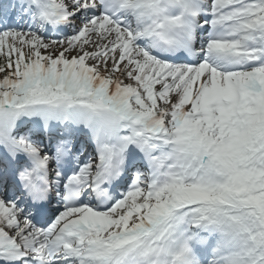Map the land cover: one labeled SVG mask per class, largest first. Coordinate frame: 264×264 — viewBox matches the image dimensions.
Listing matches in <instances>:
<instances>
[{"label":"snow or ice","instance_id":"6c2138e0","mask_svg":"<svg viewBox=\"0 0 264 264\" xmlns=\"http://www.w3.org/2000/svg\"><path fill=\"white\" fill-rule=\"evenodd\" d=\"M0 264H264V0H0Z\"/></svg>","mask_w":264,"mask_h":264}]
</instances>
